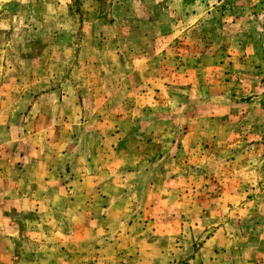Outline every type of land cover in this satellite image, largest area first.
Masks as SVG:
<instances>
[{"label":"rangeland","instance_id":"obj_1","mask_svg":"<svg viewBox=\"0 0 264 264\" xmlns=\"http://www.w3.org/2000/svg\"><path fill=\"white\" fill-rule=\"evenodd\" d=\"M50 1L18 0L22 6L7 12L0 6V50L12 53L0 61L18 69L11 74L25 79L30 96L48 91L34 82L49 77L63 85L61 95L76 79L87 101L130 96L135 106L124 111L141 131L130 137L135 143L120 138L123 174L111 142L99 141L104 173L96 198L98 184L42 187L32 177L0 184L7 195L0 205V264H264V0H228L231 13L246 17L228 28L227 39L213 38V0L183 11L163 4L171 0H71L58 22L45 5ZM48 46L63 52L44 57L47 67L35 72L32 63ZM151 47L148 63L156 71L145 77L161 79L148 89L132 70ZM169 61L176 71L161 72ZM120 79L130 81L128 91L116 88ZM146 97L151 106H144ZM197 115L202 121L191 130ZM58 138L56 148L64 150L67 132ZM85 142L91 156L90 136ZM131 153L139 154L137 164L132 159L127 167ZM121 191L132 195L124 200ZM72 192L87 195L92 208L72 207Z\"/></svg>","mask_w":264,"mask_h":264},{"label":"crops","instance_id":"obj_2","mask_svg":"<svg viewBox=\"0 0 264 264\" xmlns=\"http://www.w3.org/2000/svg\"><path fill=\"white\" fill-rule=\"evenodd\" d=\"M41 0H38V2ZM71 0H53L50 3L46 2V7L51 6L55 9V18L64 19L65 9L68 7V3ZM173 1V2H172ZM173 5L169 4L168 1H163V4L168 8H178L179 11L183 9H189V6L197 4L196 1L187 0H171ZM40 7H45L42 3H38ZM241 4V3H240ZM232 3L228 0H213V26L218 28V33L214 36V39H227L226 32L228 28L233 24H242L245 19L244 13L230 12ZM0 6L4 11L7 9H13V7H20L18 0H0ZM197 6V5H196ZM235 9V8H234ZM12 11V10H11ZM13 12V11H12ZM44 15V13H43ZM246 17V16H245ZM190 20L187 15L182 18V21ZM181 20L179 25L181 26ZM184 31V30H183ZM183 31H179L177 38L180 39V34ZM40 36L44 34L41 30ZM166 36H161L164 38ZM171 39V36L169 37ZM41 39H44L41 37ZM63 48L58 47L54 49L53 47H43L39 57L33 61L32 65L35 72H44V68L47 67L43 63L44 57H49V55H59L62 54ZM120 50V49H119ZM116 50V51H119ZM14 52V50H11ZM20 53L19 50H17ZM115 51V52H116ZM154 52V47L145 48L143 50L145 63H139L133 65V72H138L143 75L145 87L148 89L155 83V79H161V77L151 76V81H148L145 77V73L154 72L156 69L152 63H148ZM169 52V45L167 44V49L161 50V55L164 58ZM3 54V55H2ZM12 53L9 49L3 48L0 50V58L4 56H10ZM18 54V53H17ZM117 54V53H116ZM122 54V52H121ZM150 57V58H149ZM161 72H170L176 68L170 66V61L165 65L162 62ZM141 64V65H140ZM179 70L183 71L185 68V63L177 65ZM11 65L1 59L0 61V184L4 187H8L10 183L14 182H29V177L33 178L35 184L49 185L52 183H67L69 186L74 188L77 185H81V189L85 188V185L93 184L97 185L93 190L97 191L95 198L97 197L99 190L101 188L103 179L100 171L104 169V160L100 151L101 146L99 141H103V137L107 142H111L113 149L110 150L113 153V159L117 160L120 170L117 173H125V165L122 160V143H135L130 140L132 135L138 133V128L136 124L131 123V116L127 117V111H124L127 107L134 105L133 99L130 96L125 97L120 101V98H115L116 101L110 100L109 97L103 95H97L96 97H90L87 101L83 92L79 91L75 87L79 86L76 79H69L66 81L65 86L68 88L65 95H61L58 88L60 85L57 79L54 77H49L48 79H34L38 82H34L35 86H49V90L44 94H34L33 96L27 95L23 91L25 84V79L20 76L13 75L18 72L12 70ZM85 67V66H84ZM119 68L123 70L125 64H119ZM159 69L157 71H159ZM130 71V70H129ZM13 72V74H11ZM7 73L13 75L12 77H7ZM131 73V72H130ZM137 75V74H135ZM156 77V78H155ZM163 79V78H162ZM166 82L165 80H162ZM42 82V84H41ZM81 82V81H80ZM79 82V83H80ZM128 82L130 81H120L118 82L117 89L127 90ZM141 83V81L139 82ZM148 84L149 87H148ZM81 85V83H80ZM131 88L138 87L137 84L131 85ZM17 89L13 91L14 94L10 96L2 94L3 90L6 88ZM51 88V89H50ZM152 88V87H151ZM75 89V90H74ZM21 90V92L19 91ZM69 90V91H68ZM18 93V98L16 103H10L11 100ZM144 100V97H141ZM88 103V106H86ZM149 104L151 106L152 102L146 97L145 105ZM182 105V104H180ZM179 105V107H180ZM135 106V105H134ZM135 108V107H134ZM149 111L146 108V118H151L147 115ZM195 124L191 130L202 121V117L197 115L195 119ZM130 122V123H129ZM190 130V127L188 126ZM59 131L67 132V139L65 140L64 150L56 148L59 144ZM107 132V134L104 133ZM123 131H127L126 138L121 137ZM141 131V130H139ZM92 139L94 145V151L91 156L87 155V147L85 148L86 138ZM120 138L122 143L120 144ZM137 154H129V159L125 164H132V159L137 164L138 159ZM133 157V158H132ZM112 160V158H111ZM151 162V161H150ZM108 161L107 164H110ZM149 163V161H144V164ZM106 164V166H107ZM91 170V171H89ZM100 176V177H99ZM107 177H111L109 173H106ZM110 181V180H109ZM102 182V183H101ZM4 191H0V205H4L3 201H6L7 195ZM122 199H129L128 194H124L121 191ZM69 203L73 207L75 203L81 205V209L89 210V197L81 193L77 195L72 192L69 196ZM88 207V208H87Z\"/></svg>","mask_w":264,"mask_h":264}]
</instances>
